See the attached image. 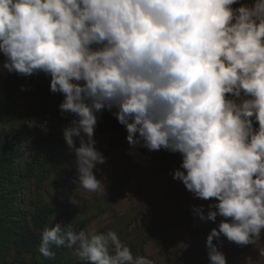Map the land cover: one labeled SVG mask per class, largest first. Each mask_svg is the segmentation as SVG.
Wrapping results in <instances>:
<instances>
[{"label": "clouds", "instance_id": "1", "mask_svg": "<svg viewBox=\"0 0 264 264\" xmlns=\"http://www.w3.org/2000/svg\"><path fill=\"white\" fill-rule=\"evenodd\" d=\"M0 52L7 72H43L63 94L61 115L74 116L63 137L79 187L105 186L94 172L106 161L94 133L108 111L133 150L181 154L173 178L195 197L216 198L207 214L194 208L200 220L232 218L207 237L210 264H227L214 243L222 235L242 246L260 241L264 0H0ZM41 239L45 257H54L52 245L78 243L85 264H133L115 232L88 235L56 223Z\"/></svg>", "mask_w": 264, "mask_h": 264}, {"label": "rangeland", "instance_id": "2", "mask_svg": "<svg viewBox=\"0 0 264 264\" xmlns=\"http://www.w3.org/2000/svg\"><path fill=\"white\" fill-rule=\"evenodd\" d=\"M235 7V6H234ZM5 56L0 52V131L20 127L22 152L14 164L24 173L23 189L19 195V207L33 222L37 206H53L54 200L67 206L72 213L70 222L76 224L78 233L88 235L115 232L122 245L127 246L136 258L144 257L152 264H210L207 237L222 220L232 218L217 216L216 221H202L194 214V208L203 206L205 214L216 198L204 200L195 197L182 181L174 179L180 168L182 156L161 149L149 151L138 147L133 150L126 137V127L120 125L118 140L109 149L110 132L97 134L95 147L106 157L94 172L105 186L101 191H89L74 183L75 154L70 152L63 137V128L74 118L50 114L42 122L29 120L26 106V86L23 75L9 73L3 68ZM23 86V90H22ZM6 107L17 118L5 121ZM109 114L103 111L100 116ZM29 124H34L30 127ZM42 126H46L47 131ZM258 127V121H254ZM32 134V135H31ZM79 141L77 140V147ZM56 212L42 228L33 230L42 237L45 228L55 226ZM86 221L83 229L80 224ZM218 249L226 257L227 264H264V229L257 244L238 245L223 235L214 239ZM79 244L70 247L71 255L81 264ZM114 246L109 241V252ZM41 255H19L9 249L6 264H23Z\"/></svg>", "mask_w": 264, "mask_h": 264}, {"label": "trees", "instance_id": "3", "mask_svg": "<svg viewBox=\"0 0 264 264\" xmlns=\"http://www.w3.org/2000/svg\"><path fill=\"white\" fill-rule=\"evenodd\" d=\"M23 78L26 86L27 121L42 122L50 118L51 112L54 115H61L59 105L64 96L50 90V75L39 72L31 76L23 75ZM6 109L5 121L17 118L13 109L10 107H6ZM120 125L110 113L99 115L94 137L99 133L110 132L111 139L107 145L109 149L119 139ZM26 131L25 123L20 127L0 131V264H6L9 249L15 250L19 255L26 253L41 255L39 258L34 257L31 261L23 264H81L71 255L70 247L66 245L59 247L52 245L50 250L55 253L54 257H45L40 252L42 239L31 226L33 224L38 229L44 227L49 221L50 214L56 212L55 224L60 223L63 226L70 223L72 229L78 233L76 224L70 222L72 213L67 206L57 198L54 200L53 206L48 204L37 206L32 223L19 207V195L23 189L24 173L16 168L14 161L22 152L21 136ZM85 225L86 221H83L79 230L83 229Z\"/></svg>", "mask_w": 264, "mask_h": 264}]
</instances>
